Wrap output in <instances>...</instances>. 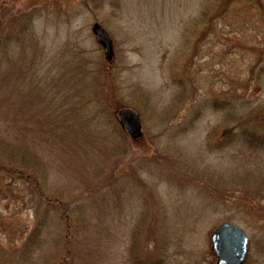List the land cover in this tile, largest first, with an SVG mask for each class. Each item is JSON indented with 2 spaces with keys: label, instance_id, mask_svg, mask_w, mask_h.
<instances>
[{
  "label": "rangeland",
  "instance_id": "rangeland-1",
  "mask_svg": "<svg viewBox=\"0 0 264 264\" xmlns=\"http://www.w3.org/2000/svg\"><path fill=\"white\" fill-rule=\"evenodd\" d=\"M246 1L0 0L14 30L32 20L0 48V100L30 117L16 127L42 155L45 195L85 210L79 237L90 231L66 250L60 209L0 175V264H215L223 221L249 237L244 264H264V22ZM121 108L138 113L140 138Z\"/></svg>",
  "mask_w": 264,
  "mask_h": 264
},
{
  "label": "trees",
  "instance_id": "trees-1",
  "mask_svg": "<svg viewBox=\"0 0 264 264\" xmlns=\"http://www.w3.org/2000/svg\"><path fill=\"white\" fill-rule=\"evenodd\" d=\"M232 2V1H231ZM247 4L250 5L252 8L251 10H256L255 13L260 19V21L264 22V0H247ZM30 15L31 13H25L22 16H25L23 19H25L24 22L17 24V29L14 30L13 28V18H0V48H2L5 51H8L9 44H11L12 38L15 37L16 39H21L22 34L27 32L29 29V26H31L32 23H30ZM261 16V17H260ZM254 17V16H252ZM20 42V41H18ZM18 78V77H17ZM11 79V78H9ZM9 79L6 76H3L1 79L0 84H4ZM0 90H2V87L0 86ZM4 101L0 100V175L7 176L11 179H18L23 180L24 182H27L29 185L30 183L32 185H35V189L38 192V195L41 199H44L46 204L53 209H56L58 207L60 209L59 218L60 221L63 223V231H64V241L66 242V250L70 249L71 244H74V242H77L74 240V236L79 237L81 232H83L85 229H88L87 224L82 223L78 226L75 222V213H80V216L84 220L87 219L85 216L86 211L84 210L83 213L81 210H73V208L67 206L66 203L63 202V205H61V198L59 200V197H48L44 193V188L40 185V179H42L40 176V173L42 172V168L44 167V161H42V155L37 151V154L33 152V149L30 147L31 142L29 139L30 130L27 128H23L21 132L17 130L18 123L21 121L27 123L30 119V117L25 116V114H14L11 116L9 112H11V106H7L5 109L4 107ZM11 116V117H9ZM40 122L44 123L43 120ZM4 125L3 127H1ZM38 129H42L41 123H38ZM15 128L16 131L13 132V135L8 136L6 133L10 132L9 130ZM21 129V128H18ZM5 132V134H4ZM108 153V152H107ZM103 163V162H102ZM101 162L94 166L97 173L96 175L99 176V179L96 181L97 184H95L93 187L98 185L96 188L95 194H106L105 190H103L104 186L108 185L109 181L106 182L108 179L106 177L102 176V168L103 164ZM94 194V195H95ZM57 200H59V203H57ZM76 208V207H75ZM80 216L79 219H80ZM82 219V221H84ZM39 223V222H38ZM76 224V225H75ZM39 225H41L39 223ZM87 226V227H86ZM40 227V226H39ZM36 227L34 231L30 233L31 237L34 238L37 237V231L39 230ZM79 227L78 229H75ZM90 236V231H86L85 234L82 236L83 238L79 237L78 242L80 243V247L87 248L89 246V243L85 242V238H88ZM27 240V239H26ZM146 241V240H144ZM77 243V245H79ZM34 244H32L33 246ZM31 247V245L27 244V247ZM141 248L143 250H147V248H143L141 244ZM84 253H86L87 257L89 258L88 254H91V249H84ZM144 253V252H142ZM141 253V254H142ZM140 254V255H141ZM150 255V254H149ZM149 255H135L131 257V264H153L151 258H149ZM151 261V263H150Z\"/></svg>",
  "mask_w": 264,
  "mask_h": 264
},
{
  "label": "water",
  "instance_id": "water-1",
  "mask_svg": "<svg viewBox=\"0 0 264 264\" xmlns=\"http://www.w3.org/2000/svg\"><path fill=\"white\" fill-rule=\"evenodd\" d=\"M92 32L104 48L107 60H112V42L105 30L95 23ZM121 126L130 137L138 139L142 134V124L138 113L131 108L118 110ZM245 231L235 223L224 221L213 229L210 235L211 250L215 256V264H244L248 255L249 239Z\"/></svg>",
  "mask_w": 264,
  "mask_h": 264
}]
</instances>
